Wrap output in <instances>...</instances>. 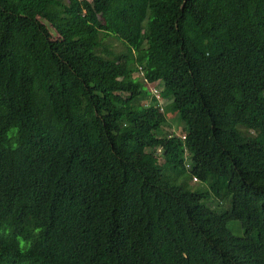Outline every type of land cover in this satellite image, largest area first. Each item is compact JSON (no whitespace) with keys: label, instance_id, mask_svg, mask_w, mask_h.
Masks as SVG:
<instances>
[{"label":"trees","instance_id":"trees-1","mask_svg":"<svg viewBox=\"0 0 264 264\" xmlns=\"http://www.w3.org/2000/svg\"><path fill=\"white\" fill-rule=\"evenodd\" d=\"M0 264H264V0H0Z\"/></svg>","mask_w":264,"mask_h":264},{"label":"clouds","instance_id":"clouds-1","mask_svg":"<svg viewBox=\"0 0 264 264\" xmlns=\"http://www.w3.org/2000/svg\"><path fill=\"white\" fill-rule=\"evenodd\" d=\"M160 62V61H159ZM136 69H138L137 71H135V72H137V73H140L141 74V78L142 79H140V81L141 82H143V85H144V88L147 90V93H148V95H149V92H150V94L152 95V96H155L157 99H159V104H162V106H164V102H166V100L165 99H163L162 97H161V95H160V92H161V87H159L158 86V83L159 82H157V81H154V82H148L144 77H143V69H142V67L140 66V65H137V67H136ZM134 72V73H135ZM139 75H137L136 77H138ZM147 86H149V90L147 89ZM149 91V92H148ZM161 97V98H160ZM161 105H159V111H161V112H163L164 114H165V116H166V124L162 127V129H163V131H168L170 134H172V135H175V136H178V137H180L182 140H184L185 139V130H186V123L184 122V121H182V120H180L179 119V117L177 116V114H172V113H170V112H168V113H165V110H164V108L161 106ZM170 119H175L174 121H176L175 123H174V121H173V123L170 121ZM179 123L182 125V128H181V130L180 131H182V133H175V132H171V131H169V130H164V128L165 127H167V126H171L172 125V129H174L175 130V127H177V129H179ZM190 153H189V150L187 149V148H185L184 149V152H183V156H184V162H185V167H186V169H187V171L190 173V174H192L193 175V177L191 178L192 179V181H191V186L192 187H202V188H205L206 187V185L204 184V183H200L197 179V177H196V175L194 174V173H191L190 172V169H189V167H190V164L188 163V161H187V156L189 155ZM224 169H225V167H223V168H218V172H217V177H219L222 173H223V171H224ZM212 197H214V196H212Z\"/></svg>","mask_w":264,"mask_h":264},{"label":"rangeland","instance_id":"rangeland-1","mask_svg":"<svg viewBox=\"0 0 264 264\" xmlns=\"http://www.w3.org/2000/svg\"><path fill=\"white\" fill-rule=\"evenodd\" d=\"M100 21L101 22H103L104 23V18H103V16H101L100 17ZM113 44H115V48H116V52H119V51H121L122 49H123V45H122V42H121V40H116L115 42H113ZM159 61H160V55L158 54V53H156V56H155V59L151 62V63H146V65L147 66H157L158 64H159ZM137 75H139L137 78H139V79H142L140 76H141V74L140 73H137V72H135V73H133V76H137ZM146 88V87H145ZM144 88V89H145ZM147 89L149 90V86H147ZM146 90V89H145ZM147 91V90H146ZM149 92V91H148ZM152 95L150 94V92H149V95H148V97L144 100V101H142V103H144V104H147V103H149L150 102V97H151ZM175 119H170V121L173 123V121H174ZM176 121H174V123H175ZM173 123V124H174ZM178 127V126H177ZM177 127H175V130L174 129H172V125L171 126H167V127H165L164 128V130H169V131H171V132H175V133H182V131H180L181 130V128H182V125L179 123V129H177ZM159 151V150H158ZM228 226H229V228L232 230V232L234 233V234H236V235H241V234H243V231H242V228L240 229V228H238V227H236V226H234L232 223H228Z\"/></svg>","mask_w":264,"mask_h":264}]
</instances>
